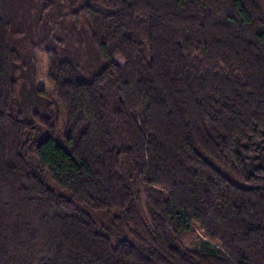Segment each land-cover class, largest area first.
<instances>
[{"label": "trees", "instance_id": "16d2710c", "mask_svg": "<svg viewBox=\"0 0 264 264\" xmlns=\"http://www.w3.org/2000/svg\"><path fill=\"white\" fill-rule=\"evenodd\" d=\"M69 4L103 65L45 48L52 97L0 0V264H264L263 0Z\"/></svg>", "mask_w": 264, "mask_h": 264}, {"label": "rangeland", "instance_id": "374dc122", "mask_svg": "<svg viewBox=\"0 0 264 264\" xmlns=\"http://www.w3.org/2000/svg\"><path fill=\"white\" fill-rule=\"evenodd\" d=\"M6 2L12 18L10 43L22 56L20 74L26 72L34 61L35 74L32 75L39 89L53 97L51 92L55 85L47 77L48 56L45 52L47 47L55 48L62 57L74 60L86 80L103 65L91 42L87 27L80 23L75 24V18L71 16L74 9L69 4L70 0H6ZM116 60L124 63L120 57H116ZM30 76L28 72L26 79L21 78L20 93L13 104V112L15 114L23 112L27 120L31 119L34 112H42L49 105L47 97L41 98L38 92L32 90ZM110 103L112 104L111 99ZM235 181L243 184L241 180ZM50 184L55 187L51 181ZM91 214L100 227L109 225L111 216L107 213L91 211ZM112 237L116 238L117 233H112ZM202 241L203 236L193 237L187 239L185 245L189 248H198Z\"/></svg>", "mask_w": 264, "mask_h": 264}]
</instances>
